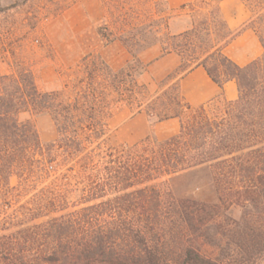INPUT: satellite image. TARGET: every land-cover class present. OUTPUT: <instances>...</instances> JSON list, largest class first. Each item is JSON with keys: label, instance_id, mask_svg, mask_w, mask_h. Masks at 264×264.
<instances>
[{"label": "trees", "instance_id": "trees-1", "mask_svg": "<svg viewBox=\"0 0 264 264\" xmlns=\"http://www.w3.org/2000/svg\"><path fill=\"white\" fill-rule=\"evenodd\" d=\"M222 1L194 0L180 10L197 3L212 8L207 20L220 24L225 35L193 24L178 35L164 34L161 43L165 54L183 58V74L203 67L220 87L236 82L235 102L218 100L194 109L172 84L144 104L147 88L137 80L133 66L140 60L133 50L160 39L156 22L143 26L140 39L133 34V20L126 22L128 37L100 28L105 46L121 43L133 60L116 71L101 55L87 54L61 91H42L31 68L11 51L0 52V60L9 52L14 59L12 70L0 75V211L34 193L31 203L18 209L16 221L0 224V231L17 229L0 236L1 248L17 251L0 264H233L208 257L203 248L223 249L220 231L234 211L244 215L246 249L264 264V52L245 67L224 54L240 32L227 27ZM241 1L251 13L248 28L264 50V0ZM122 104L153 124L177 118L180 131L163 141L147 137L132 146H111L108 121ZM41 114L52 118L58 132L48 145L23 118ZM69 164L76 171L60 173ZM200 171L210 177V194L201 201L167 204L168 181ZM72 197L78 210L61 215ZM51 215L57 216L46 220ZM210 230L218 233L208 239ZM189 231L203 235L186 239Z\"/></svg>", "mask_w": 264, "mask_h": 264}, {"label": "rangeland", "instance_id": "rangeland-1", "mask_svg": "<svg viewBox=\"0 0 264 264\" xmlns=\"http://www.w3.org/2000/svg\"><path fill=\"white\" fill-rule=\"evenodd\" d=\"M225 1L231 3L230 7L233 5L232 1L238 3L237 0ZM13 5L16 6L12 10L0 12V52L11 51L15 54V60L31 68L38 87L44 92L63 90L65 85L72 80V73L87 54L101 55L116 71L124 68L133 60L128 49L121 43L105 46L97 33L102 27L107 28L108 33L117 38L128 37L129 30L126 28V22L133 20L136 25L133 34L139 39L144 32L145 24L156 22V26L159 27L160 39L151 40L147 44L142 43L133 50V54L138 55L140 60L139 65L133 66L137 70V80L147 88L144 104L162 94L175 79L183 74L182 69H178L171 75V79L167 78L168 80L161 83L162 71L158 73L148 71L150 63L144 61L142 53L152 48L163 51L166 47L161 43L164 34L178 35L187 28H191L193 24L201 29L210 26L215 33L226 34L220 24L208 22L209 13L213 9L200 3H197L194 8L188 7L180 10L179 8L172 9L164 2L155 0H0V9H7ZM142 47H147V49L140 53ZM8 55V59L0 60V75L8 73L14 67V59L10 52ZM153 58L154 55H151V59ZM112 113L113 116L108 121L109 145L132 146L147 137L157 138L153 131L155 124L152 122H146L144 132H140L142 126L133 127L131 130H121L122 125L136 114L126 104L120 105ZM23 118L34 124L42 144H51L58 138L57 128L49 115H25ZM72 171L75 172L76 168L73 164H69L60 173L70 175ZM53 178L54 175L47 181V184ZM210 183V177L205 171L174 178L164 186L167 191L166 202L169 204L173 201H201L210 194ZM15 184L14 180L13 185ZM33 195L34 193L24 195L12 201L10 207L3 208L0 211V224L16 221L18 209L25 204H30ZM107 200L104 199L101 202ZM76 201V198L72 197L69 208L61 215H69L78 210ZM98 203L100 202L95 204ZM56 216L51 215L46 220ZM20 217L23 218V216ZM243 220L244 215L240 211L229 213L226 221L229 227L220 231L224 235L223 249L213 253V250L206 245L203 253L214 259L233 261V264H259V258L255 252L253 254L251 249H246L249 245V238L246 235L248 232L242 225ZM43 221L41 220L40 223ZM238 223H241L242 227L239 228ZM16 231L15 228L2 230L0 236L9 237ZM217 233L215 230H210L205 235L211 239ZM202 235L189 231L186 239L198 240L197 237ZM188 241H184L186 246L189 244ZM8 242L10 241H5L6 244ZM208 243L206 239V244ZM10 249V247H0V261H6L8 257L11 259L10 254L16 255L17 251H10Z\"/></svg>", "mask_w": 264, "mask_h": 264}, {"label": "crops", "instance_id": "crops-1", "mask_svg": "<svg viewBox=\"0 0 264 264\" xmlns=\"http://www.w3.org/2000/svg\"><path fill=\"white\" fill-rule=\"evenodd\" d=\"M164 2L172 9H180L190 5L194 0H155ZM230 2L223 0L220 3V10L223 20L232 32H240L224 49V54L240 67H245L263 55L262 44L256 33L248 28L251 22V13L241 0ZM151 55L154 58L151 59ZM144 61L150 63L148 71L158 73L162 71L163 78L166 80L175 73L183 64V58L176 54H165L157 48L149 49L142 53ZM172 84L178 86L183 100L194 109L212 104L218 100L235 102L238 99V87L236 82H228L223 87L217 85L208 75L203 67H198L192 71L179 76ZM171 84V85H172ZM150 119L144 113L134 115L129 121L125 122L121 130H131L139 126L140 132L145 131ZM181 128L179 119H170L162 123H157L153 127L155 136L158 139L167 140L176 136ZM136 136V135H135Z\"/></svg>", "mask_w": 264, "mask_h": 264}]
</instances>
